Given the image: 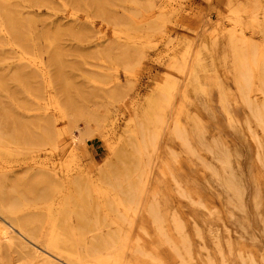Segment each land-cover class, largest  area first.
<instances>
[{"label":"rangeland","instance_id":"obj_1","mask_svg":"<svg viewBox=\"0 0 264 264\" xmlns=\"http://www.w3.org/2000/svg\"><path fill=\"white\" fill-rule=\"evenodd\" d=\"M134 1L0 0V264H264V0Z\"/></svg>","mask_w":264,"mask_h":264},{"label":"bare ground","instance_id":"obj_2","mask_svg":"<svg viewBox=\"0 0 264 264\" xmlns=\"http://www.w3.org/2000/svg\"><path fill=\"white\" fill-rule=\"evenodd\" d=\"M134 1V0H133ZM135 2V1H134ZM2 12V11H1ZM127 12V11H126ZM132 13V12H131ZM134 13V12H133ZM138 12H136V13H134L135 15L137 14ZM17 14L18 13H15V20H16V18H17ZM20 14V13H19ZM133 15V14H132ZM19 16V15H18ZM126 18V17H125ZM5 19V18H4ZM27 20V21H31V17L30 16H19V18H18V20ZM14 14L7 8V26H9V29L11 30V32L14 34V35H16V36H20L21 35V30L19 31L18 30V28H16L15 27V25H14ZM111 20V19H110ZM114 20V19H113ZM123 20V19H122ZM112 21V20H111ZM125 22V21H124ZM152 23V22H151ZM115 24V23H114ZM22 34H23V32H22ZM23 37V36H22ZM19 39H21V38H19ZM22 41V40H21ZM55 61V60H54ZM14 74L15 73H13L12 75L14 76ZM16 76V75H15ZM17 76H18V74H17ZM68 92V91H67ZM63 97V96H62ZM73 102V101H72ZM75 102V101H74ZM78 103V102H77ZM6 103H4V105H1V107H3L4 108V106H7V105H5ZM65 104V103H64ZM72 104H74V103H72ZM72 107H74V106H72ZM2 108V110H4ZM6 109V108H5ZM77 109V108H76ZM78 110V109H77ZM80 110V109H79ZM76 111V110H75ZM5 112H7V109H6V111ZM3 113H4V111H3ZM5 114V113H4ZM3 117H5V115L3 116ZM6 118H7V115H6ZM1 119H2V117H1ZM5 120H7V119H5ZM3 121H1L0 123H2ZM5 123H6V121H5ZM4 124V123H3ZM3 124H0V131H2V130H4V127H5V124H4V127L2 128V125ZM48 126L50 125V124H47ZM45 128V127H44ZM51 128V127H50ZM2 129V130H1ZM5 132H0V136H2V135H4L5 137H10V136H8L9 134H7V129H6V127H5ZM45 130H47V131H51V129L50 130H48V129H45ZM44 133V132H43ZM45 133H47V134H45V136H49L50 134H48V133H50V132H45ZM52 136V135H51ZM31 137H30V134H29V132L28 131H24V129H23V131L21 132V133H19V136H18V139L17 140H22V141H25V139H26V142L28 143V139H30ZM33 138V137H32ZM37 138V137H36ZM42 138L43 137H39V140L40 141H42ZM47 138V137H46ZM49 139H50V137H48ZM1 139V138H0ZM44 139V138H43ZM37 140V139H36ZM48 140V139H47ZM31 142V141H30ZM38 142V141H37ZM40 143V142H39ZM25 144V143H24ZM31 144V143H30ZM29 144V145H30ZM1 146V145H0ZM122 161V160H121ZM125 165V164H124ZM32 180H33V178H32ZM4 186V185H3ZM128 190L126 191V194L127 195H125V196H127V203L128 202H130L131 200L133 201V198H134V189H133V187H132V185L131 184H129L128 185ZM6 189V188H5ZM3 190H4V187H3ZM137 191V190H136ZM7 193V190L6 191H4L3 192V197H4V195ZM43 194V193H42ZM125 194V193H124ZM4 201V200H3ZM3 201L0 199V211H2V209H3V207H4V203H3ZM6 201V200H5ZM11 202H12V200H11ZM10 202V204L9 205H11V204H13V202L11 203ZM8 205V204H7ZM129 205V204H128ZM12 206V205H11ZM13 206H14V204H13ZM12 206V207H13ZM5 208V207H4ZM6 209V208H5ZM1 213V212H0ZM9 218V217H8ZM14 218V217H13ZM10 219H12V218H10ZM14 220V219H13ZM14 223L17 225V226H19L21 229H23V226H21V221H20V219H17V220H14ZM8 225V224H7ZM7 225L5 224V223H2V222H0V242H2V241H5V240H7V239H9V234H10V232H9V230H8V227H7ZM33 234V233H32ZM99 242V241H98ZM97 242V243H98Z\"/></svg>","mask_w":264,"mask_h":264}]
</instances>
